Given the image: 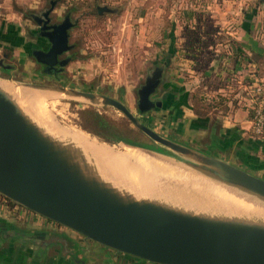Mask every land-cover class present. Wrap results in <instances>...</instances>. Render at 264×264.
<instances>
[{
  "label": "water",
  "instance_id": "1",
  "mask_svg": "<svg viewBox=\"0 0 264 264\" xmlns=\"http://www.w3.org/2000/svg\"><path fill=\"white\" fill-rule=\"evenodd\" d=\"M53 4L42 12L46 16L44 23ZM96 9L99 14L111 11L107 5H97ZM46 26V44L34 49L31 55L50 68L56 63L62 67L67 59L58 58L72 46L69 30L73 22L66 15L42 27ZM150 73L137 88V108L141 113L161 104L149 97L156 90L161 73L156 69ZM0 76L2 196L71 228L85 241L93 240L154 263L264 264V212H237L216 203L221 208L214 209L216 212H195L181 207L177 198L143 193L127 182L106 176L99 159L67 134L68 129L53 130L52 122L47 124L48 120L30 111L16 96L22 94L20 88L63 90L69 93L63 98L113 106L159 146L122 137L119 141L157 155L177 154L184 164L215 183L236 194L245 192L257 199L253 203L264 207L263 176L158 132L123 100L110 94L62 82L13 81L10 75ZM54 238L66 241L63 237Z\"/></svg>",
  "mask_w": 264,
  "mask_h": 264
},
{
  "label": "crops",
  "instance_id": "2",
  "mask_svg": "<svg viewBox=\"0 0 264 264\" xmlns=\"http://www.w3.org/2000/svg\"><path fill=\"white\" fill-rule=\"evenodd\" d=\"M43 1L0 0V54L9 61L2 59L0 68L7 75L16 65L26 70L32 63L28 46L42 48L46 42L35 37L29 45L21 27L30 18L27 10L37 11ZM49 1L54 3L49 17L58 21L66 4ZM143 1L146 10L138 13L132 5L130 20L150 51V71L161 73L152 92L161 98L158 115L151 119L154 126L264 176V136L253 133L250 120L251 108L260 100L264 104V92H252L256 84L264 86V0H159L150 6ZM89 61L76 64L78 70L66 64L63 72L71 67L73 75L86 78ZM0 264L162 263L85 241L71 228L9 204L0 194Z\"/></svg>",
  "mask_w": 264,
  "mask_h": 264
},
{
  "label": "rangeland",
  "instance_id": "3",
  "mask_svg": "<svg viewBox=\"0 0 264 264\" xmlns=\"http://www.w3.org/2000/svg\"><path fill=\"white\" fill-rule=\"evenodd\" d=\"M158 1L149 0V6ZM60 2L66 4V10L57 17L58 21L64 16L69 15L70 19L74 22L69 30V43L72 45V50L69 49L63 53L70 54L72 56L70 61H72L71 63L68 61L66 64L67 66L69 64L71 66L73 63L72 65L76 68V64L80 65L82 62L86 63L90 60L91 71L86 73V78H83L78 73L77 75H73L72 68L70 67V70H65V77L57 79L43 72L39 64L34 60L32 61L34 58L29 56L32 63L26 70L23 65H16L14 59H11L16 65L14 71L10 74L13 78L11 79L13 81L22 80L51 84L62 82L83 89L97 90L110 94L126 102L132 112L138 116L143 115V121H147L150 126L151 124L154 126V119L152 121L151 119L158 115L156 113L158 108L150 107L143 113L137 108V88L144 82L146 75L151 74L149 69L150 55L147 53L150 51L146 49L147 46L144 44V40L136 37V30L133 28L134 26L130 20V17L134 15V7L138 8V13H143L146 10V7L143 8L145 2L143 0H59ZM49 5L50 1L47 0L43 1L37 11L27 10L26 13L29 14L30 18L25 21L23 20L24 22L21 27L25 41L31 42L29 45L34 43L32 42V38H35L33 34L38 28V23L34 17H40L41 12L48 8ZM97 5H107L111 8V11H102L99 14L96 9ZM27 49L29 50L28 52H31V46H28ZM3 56L0 54V64H3V60L5 62L7 58V56ZM6 62L9 61L7 60ZM76 69L78 70V67ZM9 73L3 72L0 68V75L7 76ZM2 80L0 79V82H3ZM13 81L11 83H15ZM127 88L132 89V93H129V95L126 93ZM17 93L19 92L17 91ZM16 97L21 104L28 106L30 111L32 110L34 113L39 114L43 119H48L44 115L50 117L51 120H48L47 124L49 121L52 122L53 130H58L59 128L69 129L80 136L89 146H92L93 141H105L111 144L110 147H112L115 153L125 155L126 157L129 156L133 161L130 164L133 166L137 164L132 157H138L151 169H154V167H157V170L162 168V170L160 169L163 171L162 174L158 173L154 181L156 182L154 186L156 191L154 192H157L158 196L170 191L165 190L166 186L174 187V192L171 195H167L168 198L175 200L176 198L174 197H177L176 201L181 202L179 203L181 207L194 210L195 212L210 214L216 212L214 211L218 207V205L214 204L216 201L218 203L228 202L232 205L235 203L224 190L210 183L209 186L203 184L202 182L215 181L194 167L184 164L177 154L162 156L150 152L145 153L128 147L123 141H119L118 139L122 137L136 142L159 146L138 130L121 111L113 106L93 104L75 98L44 97L32 102L31 98L33 99L34 97H28L25 94L19 93ZM96 112L104 117L107 122L106 125L98 123V118L95 115ZM153 128L158 132H162L158 125ZM171 135L174 136L173 133ZM174 137L177 138L176 136ZM98 143L109 147L106 143ZM130 164L129 166H125L126 164L122 161H114V164L109 163L110 166L113 165V168L117 169L121 174H127L128 176L131 175ZM123 182H126V180ZM133 184L131 185L136 187L137 184L134 182ZM200 187L205 189L212 188L215 190L214 193L216 195L211 194L210 197L209 195L201 196L191 191L192 189L198 192V189H201ZM237 194L251 201H257L255 197L250 198L251 195L245 192L238 191ZM238 202L244 205L249 204L247 200ZM226 207L230 208L229 205ZM258 208L264 212L263 206L259 205ZM218 209L220 210L221 208L218 207Z\"/></svg>",
  "mask_w": 264,
  "mask_h": 264
},
{
  "label": "bare ground",
  "instance_id": "4",
  "mask_svg": "<svg viewBox=\"0 0 264 264\" xmlns=\"http://www.w3.org/2000/svg\"><path fill=\"white\" fill-rule=\"evenodd\" d=\"M19 91L22 94L28 95L29 97H34L33 99L31 98L32 102H33V100H36L38 98H44V97L58 98V97H66L69 95L68 92L63 91V90L62 91L61 90H56V91L46 90V91H44V90H38V89L36 90L33 88H20ZM44 116H45V118L46 117L48 118V119H46V121L51 120L50 117H48L47 115H44ZM49 123H51V122H49ZM67 134H69L76 142H78L81 146L86 148L96 158L99 159L100 164H101V168L105 170L106 176H109L111 178H114V179L120 180V181L126 180V182L130 186H132L131 184H133V182H134L135 184H137L136 187L140 191H142L143 193H147V194L150 193V195L153 193L157 194V192H154V191H156L154 188L156 182H154V181H155L158 173L162 174V172H163V171H161L162 168H160L161 170L160 169L157 170V167H154V169H151L147 166L146 163H144L143 160L139 159L138 157H132V158H134V162H136V164H137V165L135 164L136 166H133L130 164L133 161L131 160V158H129V156L126 157L125 155L115 153L114 150L112 149V147H110V146L107 147V146H105V144L98 143L97 141H93L92 146H89L86 144V142H84L82 140V138L80 136L76 135L75 132L69 130L67 132ZM89 141H90V139H89ZM128 147H131V146H128ZM132 148H135L136 150H140L142 152L148 153V152H146L140 148H137V147H132ZM114 161H118V162L122 161L126 164L125 166H129V164H130L131 165L130 166L131 175L128 176L127 174H121L117 169L113 168V165L112 166L109 165V163L114 164ZM200 182H202V181L200 180ZM207 182L208 181L202 182V183L205 184L206 186H209V183H210L211 185H214V186L218 187L219 189L224 190V192H226L228 194V196L235 202V203L233 202L234 204L232 205L228 202L227 203H220V202L218 203L216 201V204H218L219 206L226 207L227 205H229L231 209H233L234 211H237V212H262V210L260 208H258L259 205L253 203L252 201L246 199L245 197L239 196L238 194H236L232 190H230V189H228V188H226L220 184H217L215 182H208V183ZM189 183L192 184L191 182H189ZM195 183H197V181H195ZM166 185H168V184H166ZM165 188H166L165 189L166 191L167 190H170V191L165 192L166 194H163V195H166V196L171 195L172 192H174V187L166 186ZM177 191H179V189H177ZM191 191H194L196 194H199L201 196L209 195V197H210L211 194L216 195L214 193L215 190H213L212 188H209V189L201 188V189H198V192L195 190H192V189H191ZM174 198H177V197H174ZM235 200H237V201H235ZM242 200H247L249 202V204L244 205V204H241L238 202V201H242Z\"/></svg>",
  "mask_w": 264,
  "mask_h": 264
},
{
  "label": "flooded vegetation",
  "instance_id": "5",
  "mask_svg": "<svg viewBox=\"0 0 264 264\" xmlns=\"http://www.w3.org/2000/svg\"><path fill=\"white\" fill-rule=\"evenodd\" d=\"M43 12V11H42ZM42 12H41V16L40 17H35V19H37V21H39V23L40 24H38V28L34 31V37H41V38H43V40L44 41H46V37L44 36V33L47 31V26L45 27V28H43L42 26L43 25H48V24H50V23H52V22H54L52 19H51V17H49L48 18V20L44 23V20H45V18H46V16H44V15H42ZM63 19V18H62ZM47 42V41H46ZM46 42L44 43V45L46 44ZM37 47H34V46H31V52L34 50V49H36ZM69 49H71V48H69ZM68 49V50H69ZM67 50V51H68ZM64 53V52H63ZM60 54L59 55V58L58 59H64V58H66L67 59V62L71 59V55L70 54ZM39 65H40V67H41V70L43 71V72H46L47 74H50V75H52V76H54V77H56L57 79L58 78H61V76H63V74H64V67H65V65L64 66H60V64L59 63H56L55 65H54V67H48L46 64H44V63H39ZM61 67V68H60ZM151 72V71H150ZM59 82V81H58ZM138 96V95H137ZM149 97H150V99L152 100V101H154V103L157 101V100H160L161 98H160V96L158 95V94H153V93H151V94H149ZM151 107H156V106H151Z\"/></svg>",
  "mask_w": 264,
  "mask_h": 264
},
{
  "label": "built area",
  "instance_id": "6",
  "mask_svg": "<svg viewBox=\"0 0 264 264\" xmlns=\"http://www.w3.org/2000/svg\"><path fill=\"white\" fill-rule=\"evenodd\" d=\"M252 92L254 95H260L264 92V86L256 84ZM262 99V98H261ZM250 120L252 123V130L255 135L264 136V104L260 100L251 108Z\"/></svg>",
  "mask_w": 264,
  "mask_h": 264
},
{
  "label": "trees",
  "instance_id": "7",
  "mask_svg": "<svg viewBox=\"0 0 264 264\" xmlns=\"http://www.w3.org/2000/svg\"><path fill=\"white\" fill-rule=\"evenodd\" d=\"M94 13H95V10H94ZM205 106L203 105L202 106V108H204ZM95 115L97 116L96 118H98V123L100 124V125H106L107 124V122L105 121V119H104V117L102 116V115H100L99 113H95ZM250 115H251V110H250ZM7 202L9 203V204H12V201H10L9 199H7Z\"/></svg>",
  "mask_w": 264,
  "mask_h": 264
}]
</instances>
